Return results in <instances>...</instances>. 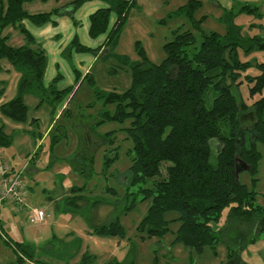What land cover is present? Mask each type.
I'll use <instances>...</instances> for the list:
<instances>
[{
	"label": "trees",
	"instance_id": "16d2710c",
	"mask_svg": "<svg viewBox=\"0 0 264 264\" xmlns=\"http://www.w3.org/2000/svg\"><path fill=\"white\" fill-rule=\"evenodd\" d=\"M34 1L37 0H0V64L7 61L21 75L16 97L3 103L0 112L17 123L27 120L26 96L39 97L40 105H44L52 88L44 82L47 53L24 22L43 26L51 23L55 16L65 15L64 9L73 16L87 2H103L106 6L89 17V35L93 39L104 36V43L92 49L75 37L69 53L106 57L113 54L129 11L135 4V0H69L63 9L30 14L25 5ZM201 7L200 1L191 0L179 9L178 14L186 15L194 27L200 29L202 20L196 18V13ZM240 12L258 14V8L245 5ZM112 13L116 19L111 24ZM10 27L20 31L27 42L25 45L12 47L8 44L10 36L5 32ZM239 50L264 52V37L245 39L241 29L233 26L225 36L217 32L203 33L198 43L192 31L175 32L174 39L165 45L166 58L161 64H153L148 59L132 63L130 88L123 93H97V99L103 101L105 108H113V111L102 113L99 124L128 123L123 129L126 140L132 143L127 173L131 181L127 189L138 187L144 199L152 202L141 229L147 228L150 237L162 238L169 231L165 215L177 213L180 222L177 243L202 253L206 247L215 250L223 242L230 259L235 257L238 249L255 243L264 233V207L255 204V192L236 181L235 175L238 160L240 167L242 164L250 167L252 180L257 182L262 160L258 146H264V62H244ZM120 60L125 65L129 63L126 58ZM253 66L260 74L246 75ZM79 79L77 77V81ZM244 82L248 83L251 105L240 90ZM1 84L6 83L1 81ZM72 92L73 87L52 91L55 121L57 115L58 120L69 114L66 108L59 114L55 103L70 99ZM245 122L253 123L249 130L245 128ZM112 133H108L106 144L113 143ZM12 141L2 126L0 148L10 146ZM81 158L88 163L93 160L91 156L84 157L83 153ZM115 160V157L106 156L105 169H109ZM80 190L73 189V195L64 200L62 211L84 215L86 207L113 205L99 199L90 203ZM227 207L231 209L226 223L216 231L214 225ZM127 210L125 206L121 213ZM95 232L120 237L125 234L118 217L96 228ZM6 243L15 253L32 261L31 246L9 240Z\"/></svg>",
	"mask_w": 264,
	"mask_h": 264
},
{
	"label": "rangeland",
	"instance_id": "374dc122",
	"mask_svg": "<svg viewBox=\"0 0 264 264\" xmlns=\"http://www.w3.org/2000/svg\"><path fill=\"white\" fill-rule=\"evenodd\" d=\"M190 1L135 0L113 54L106 57L81 54L86 56L82 65L89 69L90 75H85V71L81 73L79 81L73 86L70 99L55 103L57 112L60 110L59 114L66 107L69 114H64L58 120L57 115L55 121L51 107L52 91L69 87L64 65L57 70V78L48 83L47 87L52 85V88L45 97L44 105H40L39 97L26 96L29 111L25 122L11 121L0 112V128L4 126V132L13 140L10 146L0 148V180L4 169L9 167L17 173L24 170L22 178L27 184L26 208L15 214L14 206L7 205L1 211L0 264H264V233L255 245L238 249L233 259L229 258V250L223 242L215 250L206 247L202 253L177 243L180 222L177 220L179 215L174 212L165 215L169 229L165 236L150 237L148 229L143 231L141 224L152 202L144 199L138 187L127 189L131 181L127 173L130 167L128 152L132 143L126 140L123 129L128 123L99 124L102 113L113 111V108H105L103 101L97 99V93H123L130 88L132 63L148 59L153 64H161L166 58L165 45L174 39L175 32L192 31L198 43L203 33L217 32L225 36L233 26L241 29L245 39L264 37V0H242L243 4L257 7L258 14L240 12L236 4L239 2L234 3L236 5L232 6L233 9L227 10L222 3L219 2L222 7L218 5L216 0H197L202 3L196 13V18L202 20L200 29H196L186 15L178 14L179 9ZM63 2H66L64 6ZM68 3V0H37L27 4L26 9L30 14L49 13L65 8ZM94 10L95 4H91L74 17L71 16L68 24L58 28L59 37L53 38L55 44L69 43L62 59L68 69H73L75 65L73 56L68 57L75 36H78L81 44L93 48L100 44V40L86 36L88 15ZM63 13L71 15L65 9ZM115 19L112 13L111 24ZM36 27L30 24L28 29L36 32ZM5 34H9L8 44L12 47L27 43L20 31L13 27ZM47 40L50 37L45 43ZM36 42L42 49L46 47L44 40L36 39ZM239 54L244 62H264V52L261 51L245 53L239 50ZM120 57L128 59V65ZM8 68L11 67L7 61L0 64V82L2 78V82L7 83L0 85V106L3 101H11L17 94L18 80L15 79L18 78H14V73L9 76ZM258 74L260 71L255 66L246 71L249 76ZM247 85L244 82L240 90L251 105ZM252 124L245 122V128L249 130ZM110 132H113L111 145L105 143ZM249 134L253 136L251 131ZM56 139L58 141L55 142ZM258 149L262 153V160L256 176L257 182H253L249 170L241 171L239 181L255 192V204L264 207V146L259 145ZM82 153L84 157L93 158L91 163L81 158ZM106 156L116 158L107 170ZM74 188L82 189L81 194L87 196L90 203L99 199L116 206L104 204L93 209L86 207L84 215L64 212L61 206L65 199L73 195ZM125 206L128 210L121 213ZM230 209L227 207L222 212L219 222L214 225L216 231L225 225ZM35 210L45 213L44 222L35 221ZM117 217L124 229V236H107L95 232L96 228L113 222ZM7 240L29 244L33 249L32 261L15 253L7 245Z\"/></svg>",
	"mask_w": 264,
	"mask_h": 264
},
{
	"label": "crops",
	"instance_id": "0c3cea01",
	"mask_svg": "<svg viewBox=\"0 0 264 264\" xmlns=\"http://www.w3.org/2000/svg\"><path fill=\"white\" fill-rule=\"evenodd\" d=\"M216 1H217L216 3L218 5H220L221 7H222V5L220 3H222L223 6H224V8L227 9V10L228 9H233V7H235L236 4H237L238 7H240V10L245 5L253 6V5L248 4V3H244L243 4L242 3V0H216ZM235 2H239V3L234 4ZM63 3L64 4H62V6H64L66 2H63ZM91 4H95V10L88 15L87 26H86V36L87 37H90V35H89V27H90L89 17H90V15L93 14L94 12H96L98 9L105 7L106 5L103 2H100V1L87 2L79 10H77V12L72 16V17H74L75 15H77V13H79L80 10H82V9L84 10L85 8H87V6H90ZM26 5H25V10H27L26 9ZM31 14H33V13H31ZM72 17H71V15H67V14L60 15V16H55L53 18V21L51 23H47V24L43 25V27L42 26L36 27L37 28V31L36 32H32V31H30L28 29V26H30V24H31L30 22H28V21H25L24 22L25 26L33 34V36L35 37V39H38V40L39 39L40 40L42 39V40H44V45L46 46L44 49H45V51L47 53V58H48L47 69H46L45 78H44V82H45L46 86L49 85L48 84L49 82L51 83L52 80H54V79L57 78V76H58L57 75V70L61 66H63V65L67 69V77L69 78V87L75 86V84L77 82V77H81V73L84 74V71L86 72L85 75H90L88 73L89 69L87 67H83V65H82L84 63V61H83L84 59L83 58L84 57L86 58L85 55H81V54L78 55L77 52H71V53H69L68 57H72L73 56V59L75 60V65H74V68L73 69L71 67H69V69H68L67 65L65 64V61L62 60V59H63V52L66 49V47L69 45V43L68 44H64V43H58V42H56V44H55L53 42V40H54L53 38L54 37H56L55 39H57L59 37V33H57V30L60 27V25H66V24H68L69 19H71ZM34 26H36V25H34ZM35 33H36V35H35ZM48 37H50V40H47L46 43H45V40ZM91 39L92 40H96V39H93V38H91ZM97 40L98 41L100 40V44L98 46V47H100L104 43L105 37L104 36L99 37V38H97ZM82 45H84V44H82ZM84 46L89 47V48H92V49H96V48H93V47H90V46H87V45H84ZM11 68H8L7 69V74L10 76L12 73H14L15 74L14 75V78H16V77L18 78V79H15V81L18 80V83H19V79H20V76L21 75L19 73H16V71H14V70L12 72V69ZM75 71H77L78 74ZM59 77H61V76H59ZM1 80L3 81L2 78H1ZM4 81L7 82V79H4ZM16 91H17V89H16ZM16 95L14 97H16ZM3 103H5V101H3L1 104H3ZM49 129H48V131H49ZM5 206H7V205H5ZM3 208H4V206L1 208V211H2ZM1 211H0V214H1ZM14 212H15V214L16 213L19 214V212H17L15 208H14ZM22 216L24 217V215H22ZM17 217H19V216H17ZM18 243H20V242H18ZM20 244L27 245V244H24L22 242ZM252 245H255V243L251 244L250 246H252Z\"/></svg>",
	"mask_w": 264,
	"mask_h": 264
},
{
	"label": "built area",
	"instance_id": "2783aa9c",
	"mask_svg": "<svg viewBox=\"0 0 264 264\" xmlns=\"http://www.w3.org/2000/svg\"><path fill=\"white\" fill-rule=\"evenodd\" d=\"M23 173L24 170L17 173L9 167L4 169L0 180V211L5 205H13L19 213L26 208L27 184L22 178ZM34 217L38 223L45 221V213L42 210H35Z\"/></svg>",
	"mask_w": 264,
	"mask_h": 264
},
{
	"label": "water",
	"instance_id": "95a60500",
	"mask_svg": "<svg viewBox=\"0 0 264 264\" xmlns=\"http://www.w3.org/2000/svg\"><path fill=\"white\" fill-rule=\"evenodd\" d=\"M243 170H250V167L247 164H242V167L239 166V161L236 160V165H235V175H236V181H239V176L241 171Z\"/></svg>",
	"mask_w": 264,
	"mask_h": 264
}]
</instances>
